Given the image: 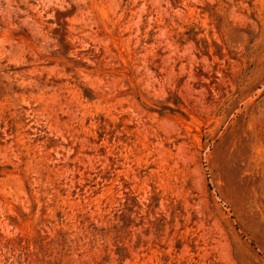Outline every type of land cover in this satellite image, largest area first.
Returning <instances> with one entry per match:
<instances>
[{
  "label": "rangeland",
  "instance_id": "obj_1",
  "mask_svg": "<svg viewBox=\"0 0 264 264\" xmlns=\"http://www.w3.org/2000/svg\"><path fill=\"white\" fill-rule=\"evenodd\" d=\"M0 264H264V0H0Z\"/></svg>",
  "mask_w": 264,
  "mask_h": 264
}]
</instances>
